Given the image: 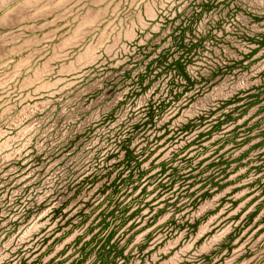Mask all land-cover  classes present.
I'll return each mask as SVG.
<instances>
[{
    "label": "rangeland",
    "instance_id": "rangeland-1",
    "mask_svg": "<svg viewBox=\"0 0 264 264\" xmlns=\"http://www.w3.org/2000/svg\"><path fill=\"white\" fill-rule=\"evenodd\" d=\"M0 264H264V0H0Z\"/></svg>",
    "mask_w": 264,
    "mask_h": 264
}]
</instances>
